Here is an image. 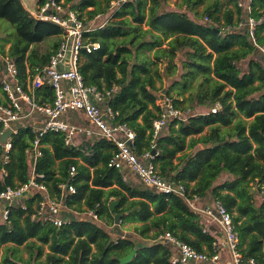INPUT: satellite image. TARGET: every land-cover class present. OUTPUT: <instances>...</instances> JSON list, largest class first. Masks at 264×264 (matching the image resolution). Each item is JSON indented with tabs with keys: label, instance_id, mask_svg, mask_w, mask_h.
<instances>
[{
	"label": "trees",
	"instance_id": "16d2710c",
	"mask_svg": "<svg viewBox=\"0 0 264 264\" xmlns=\"http://www.w3.org/2000/svg\"><path fill=\"white\" fill-rule=\"evenodd\" d=\"M167 1H125L105 26L91 34L101 48L85 54L81 71L87 84L114 89L110 104L119 112L116 120L135 131V150L141 155L156 148L153 161L163 175L185 184L190 195L203 201L221 199L233 213L243 253L264 264V52L260 49L264 0H251L250 13L239 6V0H180V9H167ZM64 2L67 8L92 17L107 13L111 0ZM249 16L263 18L255 39L248 30ZM0 18L16 25L9 50L22 75L26 60L33 66L49 62L59 44V25L34 17L22 0H0ZM54 34L57 40L47 52L31 50ZM159 63H165L164 70ZM178 72L169 97L178 107L187 102V109L202 108V112L169 121L153 144V121L161 111L158 81ZM38 96L40 102L52 101V87L45 85ZM36 135L29 126L14 135L8 175L0 176V191L29 180L26 150ZM40 138L47 145L41 149L36 172L44 173L51 194L81 214L61 227L32 219L43 198L36 191L9 206L1 203L0 264H181L172 262L177 249L157 239L163 231H171L199 251L214 252L213 243L222 235L220 226L207 225L181 195L138 184L126 179L123 170L110 167L117 150L113 141L100 136L67 145L63 133L52 131ZM72 166L77 171L74 178ZM62 183L74 184L77 192L63 191ZM258 195L263 198L260 204ZM87 208H95L101 220L86 215ZM126 221L140 222L136 234L107 228ZM133 250L134 256L125 261Z\"/></svg>",
	"mask_w": 264,
	"mask_h": 264
},
{
	"label": "built area",
	"instance_id": "2783aa9c",
	"mask_svg": "<svg viewBox=\"0 0 264 264\" xmlns=\"http://www.w3.org/2000/svg\"><path fill=\"white\" fill-rule=\"evenodd\" d=\"M125 1L127 0H111L107 13H97L92 17L67 8L64 0H37L36 8L30 9L37 19L51 21L61 27L60 40L47 64L26 65L24 75L21 74L14 56L6 54L3 59L0 85V137L9 129L12 130V134L5 142L0 139L1 177L8 175L6 165L11 161L14 135L23 126L32 127L37 135L32 146L26 150L31 162L29 180L15 187L6 186L1 190L0 204L9 206L26 194L36 191L43 193V198L31 214L32 219L61 227L71 220L66 215L67 209L74 211L76 215L81 214L79 210L68 207L62 197L51 194L45 183L44 173L36 172V162L42 155L41 149L44 146L40 137L50 131L60 132L65 136V143L70 145L75 143L78 133L84 132L87 135L98 133L116 145L117 150L108 162L110 167L121 170L127 167L136 172L144 184L159 192L181 195L195 211L204 216L207 225L216 223L220 226L223 237L213 243V253L197 250L191 244L179 240L171 231L160 232L157 239L168 242L178 251L172 257V262L217 263L222 252L226 251L230 256V264H262L254 257H247L243 253L233 213L224 202L221 199L204 202L199 195H190L191 192L185 184L163 175L153 161L155 154L148 150L140 155L134 147L135 131L127 123L116 120L119 112L110 104L114 89H100L97 85L86 83L80 68L85 54L101 48V42L90 39L91 34L105 26ZM250 2L251 0H239L238 3L250 13ZM262 21V17H248V30L253 39L254 31ZM260 49L264 52V46H260ZM45 85L52 87L53 99L40 102L38 92ZM159 105L160 114L153 121V144L169 121L185 119V111L178 107L172 98H163ZM219 107L220 105H217L212 110L217 111ZM77 110L85 114L94 128L67 119L68 112ZM76 173V167L72 166L71 178H74ZM61 187L63 191L71 194L77 192L75 185L71 183H62ZM8 206L3 210L4 219L9 213ZM23 207L27 208L26 204H23ZM84 213L93 219L101 220L95 208H87Z\"/></svg>",
	"mask_w": 264,
	"mask_h": 264
},
{
	"label": "rangeland",
	"instance_id": "374dc122",
	"mask_svg": "<svg viewBox=\"0 0 264 264\" xmlns=\"http://www.w3.org/2000/svg\"><path fill=\"white\" fill-rule=\"evenodd\" d=\"M25 4V6H27L29 9H35V3L37 0H22ZM180 2V0H169L167 1V3L165 4L167 9H180V7H178L177 3ZM203 5L198 6V11H202L203 10ZM84 15H88V14H84ZM144 27H147L146 24H144ZM17 34V30H16V25L10 23L9 21H7L6 19L0 18V65L2 60L4 59L7 51H9L10 46L12 44V41L15 39ZM58 35L54 34V35H50L47 36L45 38L44 41L34 44L33 48H35L36 50H38L41 53L47 52L49 49H51L52 43L53 41H56ZM181 54H179L178 58L176 59V61L178 62V64H180L179 62V58H180ZM160 69L161 71L164 70L165 68V63H159ZM179 78V72L171 75L170 78L168 79V77H165L163 79V81H158V86H161L162 88L159 90V95L160 97H169L168 95V89L170 87V83L173 82V80L178 79ZM2 77L0 74V81H1ZM189 107V106H188ZM187 102H184L182 104H180V108L185 111V115L184 118H187L188 115L192 114L193 112H202V108H195V110H190L187 109ZM188 110V111H187ZM168 125V124H167ZM166 125V127H167ZM162 130L164 131L165 128ZM208 130V128L206 129ZM124 172L127 173V176L131 179L136 181L138 184H142L141 183V178L139 177V175L134 172L133 170H130L129 168L124 169ZM66 215L69 218L75 217V213L72 210H68L66 211ZM119 224V223H118ZM118 224H110L108 225V229L113 230V232H117L118 234H122V235H134L136 234V230H135V225L140 224L139 222L137 223H130V222H125V224H119V226H117ZM45 249L46 251L49 250L48 245H45ZM225 252V251H224ZM2 253V252H1ZM23 256L27 257V251H24L22 253Z\"/></svg>",
	"mask_w": 264,
	"mask_h": 264
},
{
	"label": "crops",
	"instance_id": "0c3cea01",
	"mask_svg": "<svg viewBox=\"0 0 264 264\" xmlns=\"http://www.w3.org/2000/svg\"><path fill=\"white\" fill-rule=\"evenodd\" d=\"M32 49H34L33 48V46H31V50ZM34 50H36V49H34ZM38 51V50H37ZM38 53L39 54H42L41 52H39L38 51ZM6 54H10V50L9 51H7V53ZM11 55V54H10ZM177 62V61H176ZM178 63V62H177ZM2 65H3V60H2V63H1V65H0V69H1V77H2ZM26 65H30V66H33V65H31V63L28 61V60H26ZM34 65H36V64H34ZM36 66H38V65H36ZM163 98H165V97H159V99L157 100V104L159 105V101L160 100H162ZM67 119L69 120V121H72V122H77V123H83L84 125H86V126H90V127H92V128H94V126L92 125V124H90L89 123V121L87 120V118H86V116H85V114L82 112V111H70V112H68L67 113ZM207 129V128H206ZM209 130V129H208ZM208 130H205V132H207ZM98 137H100V135L98 134V133H94V134H92V135H87L86 133H84V132H82V133H78L77 134V136H76V139H75V143L74 144H72V145H79L80 144V142L81 141H83V140H85V139H96V138H98ZM47 144H44V146H46ZM43 146V147H44ZM199 146L200 147H203V145L202 144H199ZM30 159V158H29ZM127 168V167H126ZM125 168V169H126ZM123 171H124V169H123ZM125 173V177H126V179H129V177L127 176V173L126 172H124ZM141 183H143L142 182V180H141ZM253 191H255V189L253 190ZM262 200H263V198H262V196L261 195H258L257 196V204H260L261 202H262ZM204 202H209V201H204ZM3 209H4V207H3ZM3 212V211H2ZM1 216V215H0ZM1 219V218H0ZM127 222H130V223H132V221H126V223ZM133 223H137V222H133ZM140 223V222H139ZM116 224H117V222H116ZM123 224H125V222L123 223ZM122 224V225H123ZM222 237H223V234L221 235V237H219L218 238V240H221L222 239ZM222 256H221V259L217 262V263H213V264H230V256H229V253L228 252H222V254H221ZM212 263V262H211Z\"/></svg>",
	"mask_w": 264,
	"mask_h": 264
},
{
	"label": "water",
	"instance_id": "95a60500",
	"mask_svg": "<svg viewBox=\"0 0 264 264\" xmlns=\"http://www.w3.org/2000/svg\"><path fill=\"white\" fill-rule=\"evenodd\" d=\"M11 134H12V130L11 129L7 130L5 133H3L1 135V137H0L1 141L5 142L6 139H7V137L10 136ZM152 153L153 154H156L157 153L156 148H153L152 149ZM252 189L254 190V188H252ZM116 218L118 219V215H116ZM135 252L136 251L133 250L127 257L124 258V260L125 261L130 260L134 256Z\"/></svg>",
	"mask_w": 264,
	"mask_h": 264
}]
</instances>
